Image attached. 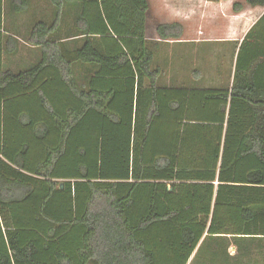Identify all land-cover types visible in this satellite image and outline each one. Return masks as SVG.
<instances>
[{
	"label": "trees",
	"instance_id": "trees-1",
	"mask_svg": "<svg viewBox=\"0 0 264 264\" xmlns=\"http://www.w3.org/2000/svg\"><path fill=\"white\" fill-rule=\"evenodd\" d=\"M8 2L0 264H233V247L238 264L243 242L264 240V15L240 44L230 89L186 91L160 85L148 0H47L54 20L28 38L40 62L21 72L4 65L18 50ZM13 4L29 14L32 0ZM157 32L166 42L184 30Z\"/></svg>",
	"mask_w": 264,
	"mask_h": 264
},
{
	"label": "crops",
	"instance_id": "crops-1",
	"mask_svg": "<svg viewBox=\"0 0 264 264\" xmlns=\"http://www.w3.org/2000/svg\"><path fill=\"white\" fill-rule=\"evenodd\" d=\"M14 1L8 2L10 8L6 25L8 34L18 40V50L4 57V65L6 70L21 72L40 62L41 50L31 46L28 38L37 22L54 20V10L47 0H32L30 13L19 15L17 9L12 8ZM241 2L244 6L243 10L235 13L234 5L238 3L236 0L220 3H210L208 0H169L168 19L181 23L184 32L182 39L157 41L160 42L159 49L167 44L169 53L168 63H164L163 66L157 62L158 54L154 60V67L163 69L168 79V84L165 86L161 78V86L186 91H222L232 87L235 59L240 44L264 15V7L253 8L246 0L239 3ZM78 13L77 7H71L67 10L65 20L72 23ZM224 16L228 22L223 28L220 24ZM210 25V28L214 29H209ZM66 32L69 36H73V32L66 30L63 31L62 36L66 35ZM224 49L229 51L235 49L233 63L230 61L228 65L225 64L227 60L221 54ZM20 55H23V59H18ZM7 60L8 67H6ZM88 73L89 70L86 68L80 74L86 77ZM165 77L163 76V79Z\"/></svg>",
	"mask_w": 264,
	"mask_h": 264
},
{
	"label": "rangeland",
	"instance_id": "rangeland-1",
	"mask_svg": "<svg viewBox=\"0 0 264 264\" xmlns=\"http://www.w3.org/2000/svg\"><path fill=\"white\" fill-rule=\"evenodd\" d=\"M236 1H238L239 3L240 1H243V0H236ZM168 2L169 0L168 1L167 0H149V12L147 15V38L152 42H157L158 40H160L157 30L159 26L161 25H169V24L178 23L183 27L181 23L168 19L169 18L168 6H167ZM227 22H228L227 18H225L224 16L223 22L220 24V27L221 26L223 28L226 27ZM22 23L23 22H21V24ZM210 27L211 25L209 26V29H214ZM171 47H174V46H171ZM234 50L235 49H233L232 51H229V49H224L223 52L221 53L225 56V59L227 60L225 62V64L227 63L226 65H228V62L230 61L233 63ZM157 54H158V57L156 59L158 63H160L162 66L165 65L164 63H168L169 53L167 49V44H164V46H162L158 50ZM180 54L181 55L183 54L182 49L180 51ZM18 59H23V55H20ZM8 65H9V62L7 60L6 67H8ZM225 72L227 73L228 71H225ZM163 76L164 77L166 76V72H164V70H163V75H162V80H163L162 84L167 86L168 79H166V77L163 79ZM243 246L245 247V250L241 253L238 264H264V240L259 241V242L258 241L253 242V241L248 240V241L243 242ZM232 249L230 251V255L231 257H233V264H236L237 263V259H236L237 251H233Z\"/></svg>",
	"mask_w": 264,
	"mask_h": 264
},
{
	"label": "water",
	"instance_id": "water-1",
	"mask_svg": "<svg viewBox=\"0 0 264 264\" xmlns=\"http://www.w3.org/2000/svg\"><path fill=\"white\" fill-rule=\"evenodd\" d=\"M62 188H63V186H62ZM232 250H233V251H235L236 249H235V248H233Z\"/></svg>",
	"mask_w": 264,
	"mask_h": 264
}]
</instances>
